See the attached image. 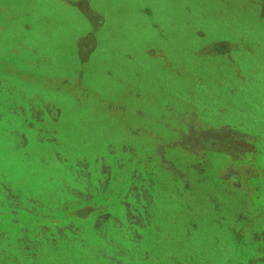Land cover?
Masks as SVG:
<instances>
[{"label": "rangeland", "instance_id": "rangeland-1", "mask_svg": "<svg viewBox=\"0 0 264 264\" xmlns=\"http://www.w3.org/2000/svg\"><path fill=\"white\" fill-rule=\"evenodd\" d=\"M95 3L104 10L100 11L103 16L109 14V21L104 38L98 36L99 40L103 38L102 47L98 46L85 65V88L109 99L112 95L113 106H109L118 109L114 96L117 90H124L122 82L135 85L136 90L154 99L153 103L144 102L146 107H157L145 111L153 120L149 128L164 136L153 130L150 133V129L140 136L134 121L125 123L123 132L122 127L119 131L115 128L107 131L109 137L96 138L93 125L87 131L81 119L60 133L57 129L28 133L26 148L15 153L9 163L10 169H16L0 168V264H245L249 254L242 247L245 241L255 243L256 237L234 239L218 221V214L211 217L215 207L210 200L216 197L214 189L219 179L214 176L210 190L211 183L202 182L212 175L200 164L191 167L187 162L195 164L202 149H215L219 141H224L220 130L211 126L215 122H210V127L208 123L203 125V111L218 113V90L216 85L205 84L202 47L211 34L221 37L233 33V29L242 35L233 42L241 40L249 46L243 39L249 41V36L259 34L264 40V29L238 11H229L222 20L221 8L208 6L205 0ZM153 9L157 12L151 15ZM75 13H64L61 33L51 35L54 48H59L56 57L73 72L79 60L69 50L74 48L84 24ZM50 14L56 17L51 9ZM96 16L104 23L99 14ZM69 18H74L75 25ZM79 22L81 26L77 27ZM109 34L112 43L108 45ZM159 47L168 48L164 52L172 66L168 71L164 70L165 63L145 58L148 63L144 64L143 58H137V52L146 48L157 52ZM217 50L214 46L208 52ZM125 54L137 58L128 66V75L121 70ZM150 62L155 71L147 72ZM144 65L145 75L138 73V67ZM251 72L252 79L260 82L251 91L264 94V72L260 68ZM54 73L63 75L58 70ZM211 77L217 80L216 73ZM139 82L142 85L137 87ZM58 84L63 86V82ZM206 89L209 106L203 104ZM48 91L52 93L51 88ZM243 91L242 97L246 94ZM84 97H78L79 102H85ZM67 99L71 103H63L70 108L73 101ZM133 103L138 104L134 99ZM163 106L171 110L170 115L160 113L158 107ZM92 107L90 102L84 111L86 119L93 118L100 105L96 102ZM185 115L194 119L192 127L185 124ZM92 118L88 122H93ZM165 124L174 132L165 134ZM92 146V152H88L86 147Z\"/></svg>", "mask_w": 264, "mask_h": 264}, {"label": "flooded vegetation", "instance_id": "flooded-vegetation-1", "mask_svg": "<svg viewBox=\"0 0 264 264\" xmlns=\"http://www.w3.org/2000/svg\"><path fill=\"white\" fill-rule=\"evenodd\" d=\"M258 3L257 6H259V9H256V7L252 5V8L243 11L254 25L264 29V0H258ZM78 9L83 16L84 23L82 24V34L80 32V37L77 38L79 41L76 43L77 45H75L74 55L79 60V66L74 72L69 70L73 72V74H69V72L60 78L58 83L63 82V86L61 85L62 87H51L48 84V88L52 89L54 96H60L62 98L66 96L74 102L75 112L67 117L70 119L69 121H61L62 112L59 109L60 112L56 114V118H52L51 116L46 123H41L39 121H22L21 123L18 122L19 124L17 127L20 128L22 125H28L27 131L34 135L38 134L37 131L41 129L42 131L45 129H50L52 131L57 129L60 130L58 131V133H60L64 128L69 127L72 123L74 124L76 120L81 119L86 122L84 126L87 131L89 130V125H93L91 127L95 128L94 131L97 138V135H99V137H109L107 131L115 128L119 131V128L122 127L121 129L123 132V125L125 123L137 121L136 130L139 133L146 132V129H150L149 124L153 121H150L151 115L147 114L149 112L147 109L157 108L154 104L152 107L144 106L145 100L151 101V103L154 102V99L150 100L148 98L146 92L136 90L135 85L131 86L130 82L124 80L122 82V88L124 90H117V94L114 96L116 100L114 103L116 107H118V109H116L109 106H113V101L111 100L113 97L112 95H110L109 99L108 96H103L98 91L94 92L89 88H85V65L90 62L91 56L93 52L98 49V46L100 48L102 47L100 42L103 41L104 34L107 31L105 27H107L109 19L107 23L100 22L98 16H96V12L88 9L84 4ZM80 24L79 22L76 26H81ZM98 36H102L103 38L101 37L99 40ZM110 37V34L106 36V43H108V45L112 43ZM240 41L237 43H214L209 41L204 44L201 49L202 57L206 60L202 67L204 68L202 74H204L205 84L216 85L218 90V98L216 99L218 113L213 115L208 109L203 111V125L206 126V123H208L207 127H210L211 124L209 123L215 122L211 126L220 130L221 138L224 139V141H219L215 149H202L201 156L195 157V164L187 162L191 167H196V165L200 164L203 170L208 172L209 176L212 175L210 180L206 179V181L204 179L202 182L208 185L211 183L209 187L210 190H212L211 187H214V176L218 177L220 183L215 185L216 187L214 189V191H216L214 192L216 197L210 200V205L215 207L211 217L213 218L218 214V221L222 223L223 228L228 229V231L233 234L234 239L237 240L242 238L243 235L244 237L250 235L254 238L256 237V233L264 229V94L261 95L257 94L255 91H251L255 89L256 84L260 83L258 81L259 79H252L251 70L260 68L264 72V48H262L264 40L252 42L251 40L248 41L243 39V42H247L249 46L243 45ZM214 46L218 49L217 53H209L210 48ZM167 50L168 48L166 47H159L156 52L153 48H146L140 53L137 52L136 55H138V59L143 58L142 63L144 64L148 63L145 58L152 61L156 60L159 63H165L166 68L164 70L168 71L167 69L172 66L169 67L170 61L167 60L166 54L164 53ZM137 58H135V56L131 58L126 54L123 56L126 62L122 63L124 67H122L121 70H124L126 75H128V66L132 63L134 64ZM209 61H214L215 64H211ZM149 65L150 68L147 72L155 71L153 67L155 65L151 62ZM219 66H222L223 69H220ZM216 67H218V69ZM138 68V73L145 72L144 70H146L145 65L144 68L143 66ZM75 72L77 73L76 75H74ZM213 73L217 74L216 81L211 77ZM185 76L188 77L187 74ZM187 80L188 79H185V81ZM42 81L43 84L41 85L44 88L46 79ZM261 84H263V82H261ZM141 85L142 83L139 82L137 87ZM43 88L42 90H44ZM241 89L246 92L243 97ZM205 91L208 92L209 89ZM65 92L67 94H65ZM207 92H205L204 95L207 101V103L206 101L203 103L204 106L210 105V103H208L209 92ZM84 95L87 96L84 97L85 102H79L78 97L81 98ZM72 97L75 99H72ZM133 99L138 104L133 103ZM90 102H93L92 108L95 107L96 102L100 105V108L95 112L93 118L89 117L94 120L91 123L88 122L89 118L86 119V117H84V111L88 110V104ZM139 105H141V108ZM61 107H63V105ZM158 109L163 111H160V113H164L165 115H167L166 113H168V115L171 114V110L166 108V106L158 107ZM145 111H147V113ZM192 120L194 119H192L191 116L187 119L185 115V124L188 127H192ZM159 124L158 127L161 126V123ZM196 124L198 125V123ZM196 124L195 127H197ZM164 128L165 130H163V132H165V134L166 131L169 132L173 130L174 132L175 130L170 125L166 124ZM152 130L154 133L156 132L154 129H150V133H152ZM155 134L158 135L161 134V132H156ZM155 134L153 136H156ZM140 136H144V134L141 133ZM25 148L26 145L17 147V152ZM86 148L89 150L88 152H92L94 146H92V149ZM172 152L175 153L176 151L174 150ZM189 153L186 152V155L188 154L194 157L192 152ZM206 154L207 156H205ZM227 224L231 225L226 226ZM245 243L246 245H243L242 249L246 250L249 254L245 263L248 264L253 255V249H259L260 243L257 241H255V243L252 242V244L249 241H245Z\"/></svg>", "mask_w": 264, "mask_h": 264}, {"label": "crops", "instance_id": "crops-1", "mask_svg": "<svg viewBox=\"0 0 264 264\" xmlns=\"http://www.w3.org/2000/svg\"><path fill=\"white\" fill-rule=\"evenodd\" d=\"M94 2L95 0H0V168L11 171L13 168L10 169L8 166L17 153V147L29 143L28 125L18 128V122L46 123L51 116L55 118L54 115L56 116L60 111L61 121H69L67 117L75 112L74 102L72 108H68L63 103V100L70 102L68 97L61 98L49 91L45 92L49 87L48 84L57 88L60 78L70 72L64 64L62 66L63 61L58 59V55L56 57L59 48H54L51 35L61 33L60 26L65 25L64 13L77 12L82 19L83 16L78 8L83 4L88 9L94 10L102 17L104 23H107L109 14L104 17L100 12L104 10ZM205 3L220 7L223 13L222 20H225L229 11H238L246 16L243 10L252 8V5L259 9L258 0H205ZM50 9L52 13H56V17L58 16L55 17L56 19L52 18ZM153 10L154 13L151 11V15L157 12V9ZM78 15L76 17L79 19ZM68 20L75 25L74 18ZM70 26L67 27V34ZM54 27H56L55 31ZM237 34L233 29V33L226 32V35L221 37L211 34L208 40L214 43L233 42L234 39H240L242 36ZM79 37L78 35L77 38ZM77 38L74 41V48L69 50V53L75 54V45L79 41ZM262 38V35L256 34L249 36L248 39L257 42ZM56 70L62 71L63 75L54 73ZM44 79L46 83L43 88L41 84ZM21 139L26 143L21 144ZM256 241L260 243V248L253 249L254 256H251L248 264H264V229L256 233Z\"/></svg>", "mask_w": 264, "mask_h": 264}]
</instances>
